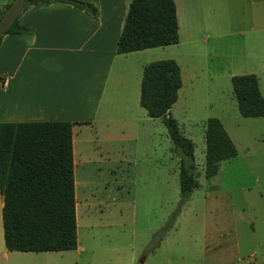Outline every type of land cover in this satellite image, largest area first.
I'll use <instances>...</instances> for the list:
<instances>
[{"label": "rangeland", "instance_id": "374dc122", "mask_svg": "<svg viewBox=\"0 0 264 264\" xmlns=\"http://www.w3.org/2000/svg\"><path fill=\"white\" fill-rule=\"evenodd\" d=\"M176 1L180 45L116 63L105 97L111 90L106 107L116 121L75 131L76 159L78 141L86 159L75 173L79 248L50 253L48 264H264V117H242L232 86V77L254 74L264 95V0ZM168 59L183 78L171 114L195 145L200 183L183 205L181 154L134 96L144 67ZM211 118L238 156L208 179Z\"/></svg>", "mask_w": 264, "mask_h": 264}, {"label": "trees", "instance_id": "16d2710c", "mask_svg": "<svg viewBox=\"0 0 264 264\" xmlns=\"http://www.w3.org/2000/svg\"><path fill=\"white\" fill-rule=\"evenodd\" d=\"M11 4L0 7V20ZM51 4L73 5L97 18V9L81 0H26L24 11L5 35L30 34L31 29L19 23L22 15L32 8ZM179 43L174 0L131 1L117 46L119 55ZM3 80L0 76V85ZM232 86L242 117H264V95L256 75L234 76ZM182 87V70L175 60L157 61L144 67L140 105L151 119H162L181 154V205L200 187L195 145L171 114ZM79 124L87 123H0V193L4 201V239L9 252L63 253L79 248L73 135L74 126ZM205 141V175L211 179L219 173L223 162L238 156V151L217 118L206 122Z\"/></svg>", "mask_w": 264, "mask_h": 264}, {"label": "crops", "instance_id": "0c3cea01", "mask_svg": "<svg viewBox=\"0 0 264 264\" xmlns=\"http://www.w3.org/2000/svg\"><path fill=\"white\" fill-rule=\"evenodd\" d=\"M81 1L93 4L97 18L69 4L35 7L24 13L19 21L32 32L27 35L7 34L0 42V76L8 80L6 86L0 85V123H87L73 128L75 173L77 166L86 160L80 147L82 141H78L79 159H76L75 131L83 127L97 129L99 124L109 128L116 121L113 120V109L106 107L111 90L105 100L112 69L123 61L121 59L128 61L130 56L148 51L117 53L132 0ZM174 1L181 34L179 5ZM12 2L0 0V7ZM126 67L125 71L131 74L134 68L130 64ZM116 81L117 77L114 83ZM139 82L142 81L136 79V84ZM135 95L141 96V86L139 95L137 91ZM125 121L120 119L117 122ZM75 184L78 199L77 187L80 185L76 182V175ZM3 207L0 193V264H48L53 257L49 256L50 253L7 250ZM79 213L77 208V216Z\"/></svg>", "mask_w": 264, "mask_h": 264}, {"label": "water", "instance_id": "95a60500", "mask_svg": "<svg viewBox=\"0 0 264 264\" xmlns=\"http://www.w3.org/2000/svg\"><path fill=\"white\" fill-rule=\"evenodd\" d=\"M26 6V0H15L11 6L4 12L0 20V42L2 37L10 30L17 21Z\"/></svg>", "mask_w": 264, "mask_h": 264}, {"label": "built area", "instance_id": "2783aa9c", "mask_svg": "<svg viewBox=\"0 0 264 264\" xmlns=\"http://www.w3.org/2000/svg\"><path fill=\"white\" fill-rule=\"evenodd\" d=\"M7 81H8V80H7L6 78H4V81H3L2 85H3V86H6Z\"/></svg>", "mask_w": 264, "mask_h": 264}]
</instances>
